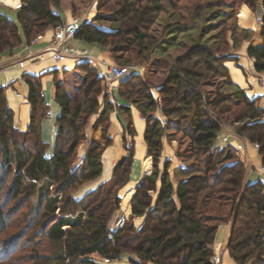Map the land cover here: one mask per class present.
I'll list each match as a JSON object with an SVG mask.
<instances>
[{"label": "trees", "instance_id": "trees-1", "mask_svg": "<svg viewBox=\"0 0 264 264\" xmlns=\"http://www.w3.org/2000/svg\"><path fill=\"white\" fill-rule=\"evenodd\" d=\"M87 1L74 0L77 7ZM246 3L253 10L256 0H247ZM22 4L17 21L29 46L48 27H58L63 22L52 9L60 8L61 0H22ZM163 4L172 7L175 0H116L108 13L116 17L119 24L114 32L99 31L85 23L76 38L110 47L116 62L124 60L122 54L128 51L124 49L128 36H134L132 42L141 49L138 54L153 50L155 42L146 41L140 30L147 26L153 14L163 10ZM262 6L264 10V0ZM72 11L75 13V7ZM242 20L249 22L243 13ZM259 36L260 39L249 46L248 55L255 60L256 72L263 73L264 15ZM232 39L235 40L234 31ZM234 43L236 45V40ZM21 45L18 25L0 13V54ZM219 51L196 45L177 57L169 80L158 89L159 102L146 89L141 93V99L131 98L134 91H124V88L129 89L135 80L133 77L120 84L119 95L135 106L146 121L147 157L142 161L141 178L131 199V219L146 216L140 229L132 223L115 232L110 229L121 203L118 191L130 180L134 144L129 154L116 164L110 180L79 201L71 195L75 188L102 175V153L111 144L107 132L112 112L117 110L126 119L124 138L126 134L135 136L128 106H115L108 95L100 104L96 86L103 78L85 84L75 95L69 93L63 84L55 83V98L62 111L57 120L59 130L51 157L46 156L47 148L40 137L41 120L49 115L44 107L42 77L23 76L30 88L28 100L32 107L30 124L25 132L14 126V112L6 99L8 86L0 87V172L3 171V179L13 173L11 193L14 192L16 198L22 197L24 204H28L29 228L36 225V216L44 212L53 215L52 220L35 232L36 240L44 235L62 246L61 251L53 256L33 254L27 261L32 264H101L92 256L113 262L127 251L139 258H130L131 264H213L212 246L217 230L232 219L228 242L230 257L236 264H264V184L259 181L245 185L246 171L233 147L212 150L221 130L222 118L231 112L232 105H241L244 109L234 116L239 124L236 134L259 146L264 165V109L256 107L257 101L251 100L232 81L226 63L234 58ZM159 104L167 118L164 125L153 114ZM190 109L193 113L183 125L180 116ZM93 115L98 118L92 125L89 148L82 163L75 168L78 149L86 141L85 129ZM171 122L180 130L186 126L187 136L197 149L196 154L206 155L197 166L179 171L183 181L176 191L178 204L173 197L175 191L168 172L170 163L165 164L162 176L159 171L162 140ZM159 179L161 188L152 206L151 193L157 192ZM229 193L231 199L222 201L221 196ZM226 207L228 209L224 210ZM56 211L58 215H55ZM5 221L4 209L0 205V222L4 225ZM17 241L18 238L13 243ZM10 246L0 250V264H25L23 259H12Z\"/></svg>", "mask_w": 264, "mask_h": 264}, {"label": "rangeland", "instance_id": "rangeland-1", "mask_svg": "<svg viewBox=\"0 0 264 264\" xmlns=\"http://www.w3.org/2000/svg\"><path fill=\"white\" fill-rule=\"evenodd\" d=\"M63 1L67 2L68 4H72L73 7H75L76 11L75 13H73V16L76 20H81L84 14L86 15L89 12H95V17L87 24L92 25L96 28V30L103 32H114L115 29L119 26L118 22H116L117 18L111 15L109 16L108 14L110 6L115 3L116 0H113L111 2H103V0H88L82 7H77L74 0H61V4L63 3ZM246 1L247 0H175V6L171 7L167 4H163V10L157 12L156 14H153L150 17L147 26L141 28L140 30L141 33H143V35L146 37V41H154L156 47L153 48V50L149 49L148 51H142L141 54H138L137 52L141 49L132 42L134 40V36H128L127 38L129 39L124 44L126 45L124 49L128 51H124L122 54L124 56V60L115 62V65L120 67H131L129 77H133L135 79L131 82L129 89L124 88V91H134L130 95L131 98L141 99L140 95L146 89L149 90L154 99L159 102L160 95L157 88H160L169 80L177 57L183 55L196 45L209 47L214 52H217V50L220 49L218 53L223 52L225 54L227 53L226 55L232 56V53H234V51L229 39L233 31L235 32L236 40V46H233L234 48H236L241 39L245 38L247 35H253L251 34V32H243L240 23L243 26H251L252 28L256 29L260 27L261 24L259 18L260 15H264L262 0H256L255 8L253 10L248 7ZM144 5H146V3ZM245 8H248L252 15L245 10L242 11ZM241 11L243 14H246L248 16V23H244V21L242 20V13H240ZM258 31V35H260V29ZM235 40L232 39L233 43ZM127 59H131V62H126ZM54 75V84H63L65 89L72 95H75L77 90L82 86H85V84H89L92 81L102 79V77L98 75V71L92 64L85 66L79 64L75 66L73 70L63 73H60V70L54 71ZM115 83L116 82H113L112 84ZM116 86L119 90L120 85L116 83ZM96 87L97 97L100 104H103V98L105 95H108L109 100L112 101V93L109 92L111 87L110 83L103 79V81H99V84ZM230 91H233V89H230ZM128 103L131 104L130 102ZM256 107H259L257 102ZM231 108V112L225 115L224 118H222L221 130L217 136L212 150H221L225 148V146H221L222 143H220L218 137H221L223 135L228 136L229 141L231 142L233 141V138H239L236 134V128L239 124H237V122L234 120V116L244 108L241 105H232ZM161 111L162 106L161 104H159L153 114L156 118L157 115H159L162 118V120L160 121L164 125L167 123V118L165 117L163 112L161 113ZM192 113L193 109H190L180 116V121L183 123V125H186L188 123L187 121L189 117H191ZM96 117L97 115H93L90 117L89 124L85 129L86 141L81 144V146L87 143V134L91 133L92 125L93 123H95L94 120L97 119ZM174 122H171L169 130L166 131V134L163 138L168 139L169 144H171V146L173 147L175 156L178 158V162L167 161L170 163V167L168 170L170 180L173 179L175 181L181 179L183 176L179 171H174L173 163H177V168H179V170H183L188 167L197 166L203 159H205L206 155L196 154L197 149L191 142V139L187 136L186 126H184L183 130H180V127L176 126V123L174 124ZM177 125H179V123ZM110 129L111 124L109 120L107 136L110 138V142L112 144V138L109 136ZM125 137L126 138H124L123 135L121 141L123 143L124 150L126 151L125 155H128L129 149L132 147V139L134 137L130 135H126ZM125 139L126 141H124ZM242 140L248 141L246 139ZM215 144H217V146H215ZM81 146L78 149L74 166L77 165L80 161L79 150ZM144 149V146L139 147V157L144 154ZM236 155L239 161L243 163L247 175L249 171V165L247 164V162H243L238 154ZM164 166L165 165L160 161V175L164 173ZM139 168L140 159L137 160L136 165L133 168V180L135 181L137 179ZM263 168L264 165L260 168L262 173L264 172V170H262ZM150 173L146 175H149ZM2 175L3 171L0 172V205L4 209L6 221L4 222V225L0 222V250L4 247H7L8 245H11L9 249L11 252H13L12 259L15 258L16 261H22L23 259L25 260V264H32L27 260L33 254L41 256H53L59 253L62 248L60 244L50 241L44 235L37 240L35 236V232L40 231L41 227L47 221L52 220L53 215L50 213L46 215V212H44L43 214H41V216L39 215L40 217L36 216V225L29 228L27 224V213L30 209L28 204H24L25 201L22 199V197L16 198L14 196V192L11 193L14 182L13 173L4 179ZM81 186L75 188L71 192L73 198H75L74 195H76V192L80 189ZM120 193L121 189L118 191V196L120 195ZM151 195L153 205V201L156 197V192L151 193ZM231 197L232 194L229 193L222 195L221 199L222 201H228L229 199H231ZM120 199L121 203L119 209L113 216L112 224L119 215L124 214L122 213L124 200H122V198ZM129 201L128 203H126L127 211L129 210ZM227 209L228 207H226L224 210ZM55 215H58V211H56ZM128 218V224L132 223L135 227V220L131 219V216H128ZM228 221V223H232V219H229ZM50 224L52 225V223ZM16 238H18V241L13 243ZM92 257L101 264H131L129 261L130 258H134L136 260L139 259L134 253L127 251L122 252L119 258L117 260H114L113 262H107L105 259H100L96 255Z\"/></svg>", "mask_w": 264, "mask_h": 264}, {"label": "crops", "instance_id": "crops-1", "mask_svg": "<svg viewBox=\"0 0 264 264\" xmlns=\"http://www.w3.org/2000/svg\"><path fill=\"white\" fill-rule=\"evenodd\" d=\"M21 0H0V13L8 16L12 19L19 27L20 35L22 39V45L13 50V51H5L2 55H0V87L8 86L6 90V99L8 106L14 112V126L21 132H25L28 129L30 124V115L32 112V107L29 103V93L30 88L28 84L23 80V76L25 74L42 77V91L44 97V107L46 104L47 111L49 115L41 120L40 127V137L41 141L46 145V156L51 157L54 154L55 141L58 135L59 127L57 125V120L61 115V107L55 98V84H54V71L60 70V73L67 72L73 70L75 66L81 65L88 62H83L78 59L68 58L60 63L53 64L50 62H37L32 63L27 60L29 52L32 55H36L41 53L49 44L51 38L53 37L55 27L50 26L44 32L43 35L39 36L30 46L28 45L21 27L17 21V16L19 10H16V6L20 3ZM72 4H68L64 2L61 4L60 8H52L54 13L59 15L63 22H73L76 19L73 16ZM247 11L252 15L248 8L243 9L242 11ZM241 11V12H242ZM240 12V13H241ZM95 12H89L88 14H84L81 20H78L82 24L88 23L92 21L95 17ZM262 15H260V21H262ZM240 20V19H239ZM240 23V21H239ZM240 26L243 30L248 33L251 32L253 35H247L245 38L241 39L238 46L234 48L235 45L232 41V35L230 36V43L232 44V49L234 53H232V57L234 60L227 62V68L230 72V76L232 81L238 85L242 90L245 91L246 95L251 100H256L259 108L264 109V72L257 73L255 70V60L254 58L249 57L248 48L255 41L260 39L259 29L256 30L251 26H243L240 23ZM261 26V24H260ZM255 32V33H252ZM236 46V45H235ZM70 47L72 49H76L78 51H86L88 57L90 59L96 60L98 62H104L106 65H115V60L111 54L110 47H103L99 44H89L81 39H73L70 42ZM23 62L24 67L19 66V63ZM89 64V63H88ZM119 85V83L117 82ZM159 89V87L157 88ZM110 93H112V102L118 106H128L131 110V119L133 122V128L135 131V136L132 139V143L134 144V161L131 168L130 180L129 182L121 189V193L119 195L123 201L122 213L131 216V199L134 195V190L141 178V164L144 158L147 156V144L144 140V134L146 129V121L142 117L140 111L129 104L126 100H124L118 94V88L116 83L113 87H110ZM70 93V92H69ZM162 113V111H161ZM163 116V114H162ZM98 118V115L97 117ZM164 118V117H163ZM157 119L162 120V118L157 115ZM96 120V119H95ZM94 120V122H95ZM111 129L109 130V136L112 138L113 143L108 146L102 153L101 162L103 165L102 175L93 180L86 182L83 184L80 189L74 195V199L81 200L88 193L96 190L101 184L112 178L113 170L116 164L121 160L122 157L126 156V151L124 150L123 143L121 141L122 136L125 134V129L127 126L126 120L123 116L119 114L117 110L112 112L109 117ZM94 124V123H93ZM92 132L87 134V143L81 146L79 150V163L74 167L77 168L80 163H82L86 152L89 148V144L91 141ZM128 135V134H126ZM232 143L239 145H243V151H241L238 156L241 158L243 162H247L249 165V171L245 177V185L249 186L261 181L264 184V172H260V168L263 166V157L259 154V146L257 144L250 143L249 141H244L239 138H233ZM220 143L221 139H219ZM163 152L160 161L165 165L167 161L175 162L178 158L175 156V152L171 144H169L167 138H163ZM216 142V141H215ZM144 146V154L139 157V147ZM217 146V144H215ZM222 147H226L223 143ZM140 159V168L138 171L136 181L133 180V168L136 165L137 160ZM178 162V161H177ZM152 164V159H151ZM174 171H180L177 168V163H173ZM163 173L160 175L162 176ZM146 174L143 176L145 177ZM183 181V177L178 180L171 179L175 194L174 199L178 204V200L176 197V191ZM161 188V179L157 182V192L156 197L153 201L156 203L159 191ZM129 192L131 193L129 199V210L127 211L125 198L128 196ZM152 205V206H153ZM136 229H140L145 221V217L134 218ZM112 225V221L110 223V227ZM232 231V223H226L219 226L216 236L215 242L213 244L214 254L220 255L222 258L221 264H236L234 260L230 257L228 251V242L231 236Z\"/></svg>", "mask_w": 264, "mask_h": 264}, {"label": "built area", "instance_id": "built-area-1", "mask_svg": "<svg viewBox=\"0 0 264 264\" xmlns=\"http://www.w3.org/2000/svg\"><path fill=\"white\" fill-rule=\"evenodd\" d=\"M22 0L20 3L17 4L16 10H20L22 8ZM82 23L78 20L73 22H62L61 25L55 27V31L53 37L51 38L48 46L39 54L32 55L30 52L28 54L27 60L32 63L37 62H50L53 64L60 63L68 58L78 59L83 62H88L92 64L96 70L98 71L99 76H101L105 81L110 83V86L113 87V82L121 81L126 77H129L131 72V67H120L117 65H106L104 62H98L96 60L90 59L88 57L86 51H78L76 49H72L70 47V42L76 38L77 34L79 33ZM19 66L24 67V63L20 62ZM6 87V86H4ZM46 106H48L46 104ZM221 139V142L227 146H231L236 151V154H239L243 151V145L239 144L236 145L229 141L228 136H221L218 137ZM264 170V168L262 169ZM260 172H262L260 170ZM128 216L125 214L119 215L115 221L113 222L112 226L110 227L112 232L124 229L128 223ZM213 264H221L222 258L220 255L214 254L211 259Z\"/></svg>", "mask_w": 264, "mask_h": 264}, {"label": "bare ground", "instance_id": "bare-ground-1", "mask_svg": "<svg viewBox=\"0 0 264 264\" xmlns=\"http://www.w3.org/2000/svg\"><path fill=\"white\" fill-rule=\"evenodd\" d=\"M130 195L131 193L129 192L128 196L125 198V202H128Z\"/></svg>", "mask_w": 264, "mask_h": 264}, {"label": "water", "instance_id": "water-1", "mask_svg": "<svg viewBox=\"0 0 264 264\" xmlns=\"http://www.w3.org/2000/svg\"><path fill=\"white\" fill-rule=\"evenodd\" d=\"M84 24H85V23H84ZM84 24H83V25H84ZM126 79H128V77H126L125 79H122L121 81H119V85H120L124 80H126ZM154 205H155V203H154ZM154 205H153V206H154ZM145 217H146V216H145Z\"/></svg>", "mask_w": 264, "mask_h": 264}]
</instances>
